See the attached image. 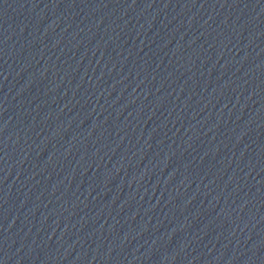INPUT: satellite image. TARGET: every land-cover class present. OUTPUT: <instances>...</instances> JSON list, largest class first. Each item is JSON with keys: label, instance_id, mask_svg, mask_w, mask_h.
<instances>
[{"label": "water", "instance_id": "obj_1", "mask_svg": "<svg viewBox=\"0 0 264 264\" xmlns=\"http://www.w3.org/2000/svg\"><path fill=\"white\" fill-rule=\"evenodd\" d=\"M0 264H264V0H0Z\"/></svg>", "mask_w": 264, "mask_h": 264}]
</instances>
